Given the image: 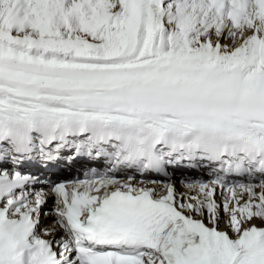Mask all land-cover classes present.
I'll return each mask as SVG.
<instances>
[{"label":"snow or ice","instance_id":"snow-or-ice-1","mask_svg":"<svg viewBox=\"0 0 264 264\" xmlns=\"http://www.w3.org/2000/svg\"><path fill=\"white\" fill-rule=\"evenodd\" d=\"M66 154L108 167L59 183L19 170ZM201 165L214 178L181 181L198 195L179 200L117 179ZM48 196L43 235L59 239L38 234ZM257 219L264 0H0V264H264Z\"/></svg>","mask_w":264,"mask_h":264},{"label":"bare ground","instance_id":"bare-ground-1","mask_svg":"<svg viewBox=\"0 0 264 264\" xmlns=\"http://www.w3.org/2000/svg\"><path fill=\"white\" fill-rule=\"evenodd\" d=\"M82 162V160H78L76 161V163L78 165ZM85 162V164L91 165L93 168H97V167H106L108 166L106 160L104 158H97V159H88L86 157V160L83 161ZM197 169L199 170V173L202 176H205L204 172H203V166H198ZM128 171V170H125ZM178 170H174L172 172V175H170V177L168 178V180L164 181V182H160L159 185H153L151 182V180L149 179H145V180H141L139 181L138 179L134 178L132 181H129L128 179H124V178H118L119 180H121L122 183H127V184H131L132 187H136L137 185L140 186H145L148 188H153L156 187L157 189V196H159L160 194H163L164 189H163V185L167 184V183H172L176 189V198L178 197H191V195L194 193L195 190H188L186 189L184 186H182L181 181L176 179L175 173ZM129 172V171H128ZM67 172L66 170H64L63 168L60 171H55L52 174H62L65 175ZM259 191V189H257V192ZM229 196V193L227 192L226 197ZM225 197V198H226ZM53 198V196H48V200L47 202L43 205L45 206V208L47 209L46 212L47 214L43 216V218L40 221V224H42V229L46 228H50L53 227V221L56 219V217L53 214L54 209L52 207H50V199ZM225 198H223L218 192L214 194V199L216 204L219 206L218 208V215L220 217V224H219V230L221 231H228L229 235L232 238H235V234L231 232L230 229H227L225 226V221L227 219L224 210H223V203ZM191 202L190 200L186 199L185 203ZM243 202V200L241 201ZM231 207V204H230ZM205 222L207 223L208 220V215L205 212V216H204ZM253 223L257 226V227H261L262 225H264V221H261L259 219L254 220Z\"/></svg>","mask_w":264,"mask_h":264},{"label":"rangeland","instance_id":"rangeland-1","mask_svg":"<svg viewBox=\"0 0 264 264\" xmlns=\"http://www.w3.org/2000/svg\"><path fill=\"white\" fill-rule=\"evenodd\" d=\"M66 175H68V174H66Z\"/></svg>","mask_w":264,"mask_h":264}]
</instances>
